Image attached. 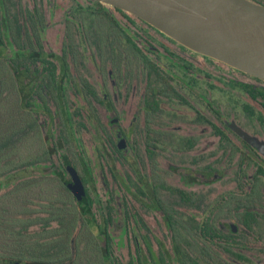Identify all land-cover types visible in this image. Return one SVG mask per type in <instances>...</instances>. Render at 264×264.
<instances>
[{
    "label": "flooded vegetation",
    "instance_id": "1",
    "mask_svg": "<svg viewBox=\"0 0 264 264\" xmlns=\"http://www.w3.org/2000/svg\"><path fill=\"white\" fill-rule=\"evenodd\" d=\"M101 3L0 0V264H264V80Z\"/></svg>",
    "mask_w": 264,
    "mask_h": 264
},
{
    "label": "water",
    "instance_id": "2",
    "mask_svg": "<svg viewBox=\"0 0 264 264\" xmlns=\"http://www.w3.org/2000/svg\"><path fill=\"white\" fill-rule=\"evenodd\" d=\"M132 13L186 47L264 80V4L253 0H97ZM73 190L84 193L74 172Z\"/></svg>",
    "mask_w": 264,
    "mask_h": 264
},
{
    "label": "rangeland",
    "instance_id": "3",
    "mask_svg": "<svg viewBox=\"0 0 264 264\" xmlns=\"http://www.w3.org/2000/svg\"><path fill=\"white\" fill-rule=\"evenodd\" d=\"M261 1H263L264 2V0H261ZM61 4H63L62 3V1H61ZM61 27L60 26H56L55 28H53V30H51L52 32H51V43L52 44H54V45H60L61 43H62V38H61ZM91 71H92V80L93 81H95V80H97L98 79V74H97V71L94 69V67L91 65ZM222 106H223V103H222ZM223 108H224V106H223ZM226 110H227V108H226ZM2 115H4L3 113L2 114H0V117L2 116ZM5 118H7V116L5 115V116H3L2 118H0V120H4L5 121ZM130 118H131V116L130 115H127V117H126V119H125V122H123V124H127L128 122H129V120H130ZM239 118H240V121H245L244 120V116H241V112L239 113ZM7 122V121H6ZM91 134H85L84 132L83 133H81V137H83V141H86L87 143H84L83 144V147H81L80 148V150H82L83 149V151H84V153L88 156V158H91V165L94 167V170H93V172L97 175V174H99V172H100V169H101V166H98L97 165V163L95 164V160H96V155H95V153H94V150L93 149H95V145H97V144H99L100 145V143H98V141L97 140H95V138L94 137H92V136H90ZM31 142H32V140H31ZM24 143V142H23ZM22 143V144H23ZM20 144L19 146H20V149H19V153L21 154V155H23V154H26V150H25V145L23 144ZM36 143H32V144H30V150L32 151V152H34L35 151V149H36ZM206 148L207 147V149H204V150H206V151H204V152H206V153H208V152H210L211 150H213V147H212V144L211 143H204L203 145H202V147L201 148ZM20 157V156H19ZM97 161V160H96ZM14 164L16 165V166H20V163H18V161H15L14 162ZM17 168V167H16ZM103 168L105 169V165L103 166ZM109 169V167L108 166H106V169ZM15 169V168H14ZM127 171V170H126ZM109 172V171H108ZM174 178H176V179H178V177L177 176H173ZM175 179V180H176ZM98 187H101L100 186V183L98 182ZM13 188V187H12ZM44 188H48V189H50L51 190V188H53V185H51V184H46L45 186H44ZM53 190V189H52ZM50 194L51 193H49V196H50ZM1 233V232H0ZM4 237V236H3ZM0 243H1V239H0ZM18 244H12V249H14V250H17V249H19L18 248ZM3 249V247L0 245V252H3L4 251V249ZM31 256H33V255H31ZM30 256V257H31ZM31 258H33V257H31Z\"/></svg>",
    "mask_w": 264,
    "mask_h": 264
},
{
    "label": "trees",
    "instance_id": "4",
    "mask_svg": "<svg viewBox=\"0 0 264 264\" xmlns=\"http://www.w3.org/2000/svg\"><path fill=\"white\" fill-rule=\"evenodd\" d=\"M256 2H259L263 4L260 0H253ZM104 6L113 7L111 5L101 3ZM4 115H2L0 118H2ZM6 125L4 120H0V174L7 171V168H16L19 166H16L14 164L15 161H12L11 163L4 161L7 157H19L21 154L19 153L20 149V137H17L14 139V136H18L20 132L11 131L8 132L5 129ZM47 153L45 152V157ZM63 212L61 211L60 214ZM63 230V229H62ZM61 253H64V251H61ZM62 259V258H61Z\"/></svg>",
    "mask_w": 264,
    "mask_h": 264
}]
</instances>
